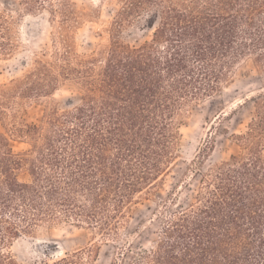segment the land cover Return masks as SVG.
Wrapping results in <instances>:
<instances>
[{"label": "trees", "instance_id": "1", "mask_svg": "<svg viewBox=\"0 0 264 264\" xmlns=\"http://www.w3.org/2000/svg\"><path fill=\"white\" fill-rule=\"evenodd\" d=\"M110 42L79 52L85 13L74 0H20L49 13L53 45L22 76L0 82V264H21L15 241L70 223L118 242L133 208L150 199L173 167L180 130L194 106L215 96L252 61L264 72V0H117ZM150 39H123L130 27ZM18 48L0 9V59ZM78 86L80 104L28 122L24 107L59 87ZM238 134L241 150L202 172L192 200L158 202L150 248L117 247V264H264V92ZM11 136L28 147L16 151ZM206 143L196 165L209 155ZM187 183L186 181L184 182ZM85 248L45 264H92Z\"/></svg>", "mask_w": 264, "mask_h": 264}, {"label": "rangeland", "instance_id": "2", "mask_svg": "<svg viewBox=\"0 0 264 264\" xmlns=\"http://www.w3.org/2000/svg\"><path fill=\"white\" fill-rule=\"evenodd\" d=\"M74 1L77 8L86 14L74 34L79 52H92L107 46L118 1ZM0 9L12 17L18 43V48L11 56L0 59V82H8L30 69L39 54L52 49L53 30L47 11L30 13L22 8L20 0H0ZM152 32L135 26L127 29L122 37L134 44L150 39ZM263 92L264 72L249 61L235 70L229 82L215 96L193 107L181 127L178 155L173 167L161 182L159 190L150 199L133 208L120 241L107 242L93 229L63 223L22 236L12 245L11 253L21 264H45L68 253L91 248L94 250L92 264H116L117 247L127 244V241L136 247L150 248L157 238L160 223L155 215L159 208L158 202L167 199L173 192L182 202L192 200L200 179L194 170L200 167L202 172L206 171L240 152L237 135L247 131L255 115L253 98ZM80 101L78 86L66 82L41 102L25 106L23 115L28 122H38L52 108L70 110L79 105ZM10 128L8 121L0 122V131L10 133ZM207 142L212 144L209 155L201 165H196ZM11 144L16 151L28 147L16 136H11Z\"/></svg>", "mask_w": 264, "mask_h": 264}]
</instances>
